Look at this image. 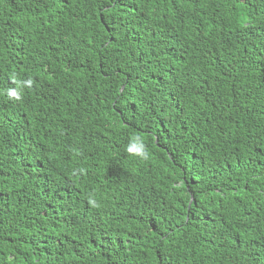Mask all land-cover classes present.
Instances as JSON below:
<instances>
[{
  "label": "trees",
  "instance_id": "1",
  "mask_svg": "<svg viewBox=\"0 0 264 264\" xmlns=\"http://www.w3.org/2000/svg\"><path fill=\"white\" fill-rule=\"evenodd\" d=\"M0 264H264V0H0Z\"/></svg>",
  "mask_w": 264,
  "mask_h": 264
},
{
  "label": "clouds",
  "instance_id": "2",
  "mask_svg": "<svg viewBox=\"0 0 264 264\" xmlns=\"http://www.w3.org/2000/svg\"><path fill=\"white\" fill-rule=\"evenodd\" d=\"M13 83L16 87L7 89L6 95L10 100L20 101L22 99V90L24 88H31L34 81L32 79L17 81L13 78ZM126 151L129 155H133L141 160L147 161L149 159L150 154L140 136H135L130 140ZM80 174H84L83 170H80ZM73 175H76V173L74 172ZM88 203L92 208L99 207L94 199L90 198Z\"/></svg>",
  "mask_w": 264,
  "mask_h": 264
}]
</instances>
